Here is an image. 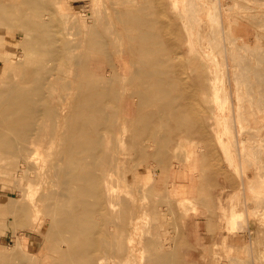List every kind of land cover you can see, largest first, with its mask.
I'll return each instance as SVG.
<instances>
[{"label": "rangeland", "instance_id": "374dc122", "mask_svg": "<svg viewBox=\"0 0 264 264\" xmlns=\"http://www.w3.org/2000/svg\"><path fill=\"white\" fill-rule=\"evenodd\" d=\"M221 1L219 8L217 0H0V80L18 78L19 70L28 66L36 68L34 77L45 83L47 76H61V91L73 95L71 80L77 73L101 78L107 71L117 81L109 78L104 83L116 84L120 77L112 71L114 62L127 77L118 82V96L106 101L117 126L105 138V149L118 161L106 173L102 190L110 191L109 198L116 204L114 219L123 220L117 231L111 227L112 241L116 243L115 235L133 239L138 251L126 255L115 247L107 264H160L156 253L169 254L165 264H264V89H260L264 82L259 83L253 72H247L249 76L241 72L246 62L250 67H264V59L259 61L260 55L254 53L259 54V48L264 54V0ZM213 3L220 10L212 9ZM129 7L153 21L142 29L152 33V54L166 65L160 73L155 71L157 77L152 75L154 83L152 76L149 81V76L134 75L140 69V53L131 33L135 26L123 25L126 15L122 12ZM91 22L98 25L101 37L116 43L103 50L90 49L87 67L82 68L71 55L85 53V47L67 51L66 43L75 45L91 37L86 31ZM239 29H246L249 36L242 37ZM120 47L125 60L116 64ZM129 49L137 54L130 55ZM237 53L245 58L239 60ZM12 56L21 61L19 67L4 61ZM243 76L246 82L251 80L248 85ZM162 78L172 81L171 85L161 84ZM22 80L27 86L34 84ZM138 87L151 96L149 101L143 103ZM42 153V157L48 155ZM51 160L39 174L31 172L35 180L39 175V189L40 184L48 191L60 185L50 170ZM19 164L16 153L0 145V264H70L65 253L71 243L46 229L52 199L39 202L37 217L24 196L10 207L22 193L18 186H26L27 177L23 182L16 177ZM249 175L257 176L262 186L260 192L253 191L254 200L253 195L248 198L256 208L247 219L244 179ZM254 184L250 183L251 190ZM184 197H190L185 204L181 203ZM129 204L134 208L131 214L125 213ZM229 207L242 211L237 214L238 224L230 222ZM24 208L29 209L23 216L26 221L20 218Z\"/></svg>", "mask_w": 264, "mask_h": 264}, {"label": "bare ground", "instance_id": "6f19581e", "mask_svg": "<svg viewBox=\"0 0 264 264\" xmlns=\"http://www.w3.org/2000/svg\"><path fill=\"white\" fill-rule=\"evenodd\" d=\"M217 1L218 3L215 6H219V8L220 6H223L221 0H217ZM212 2L216 3L215 0H212ZM214 3L212 5L213 7L212 9L216 8L214 7ZM133 9L135 10V8ZM137 9L140 10L141 8L138 7ZM146 9L144 8V10ZM126 10L127 8L125 9L124 12H122V14L124 13V16L126 15L125 21H127L125 22L123 19L124 21L123 25L124 28H127L128 25L135 26L133 28V32L131 31L129 32L134 34L133 38L137 42L136 49L140 53V56L138 57L140 69L137 72L135 70L136 73L134 75L136 74L143 75L144 78L149 76L148 78L150 81L151 78L155 79L157 77L156 75H153L155 71H158L160 73L161 70L163 69L162 65L166 66L165 61L161 59L158 60L159 58L156 59L152 54L153 50L151 45H152V40L154 38L153 35H151L152 33H149L146 27L142 29V27L152 24L153 21L151 18L141 16L139 14V11L138 13L132 10L130 11V7L128 11ZM115 12H118V10ZM142 14L144 16L147 15V13L144 14V12ZM220 18H222L221 19L222 21L220 20L221 27L224 33H226L225 30H227V25H225L224 23V16L221 15ZM125 23L127 24L126 27H125L126 25ZM90 24L91 26L88 27L86 31L92 33L91 37L85 38L87 36V33L85 32L86 36L84 37L85 39L81 41L82 43H78L75 45H72L71 43L68 42L66 43L67 51H74L75 49L79 48L81 45L85 47L84 48L86 51L85 53L80 54L79 56L76 57L73 54L71 55V57L76 59L75 61L76 65L82 68L87 67L86 65L87 56L89 54V51H91L90 49L99 48L103 50L105 49V46L114 45L116 43V40L114 39H104L103 37H101L100 35L101 31L95 22L94 23L91 22ZM135 29L136 31L134 32ZM228 32L231 33L232 31L228 30ZM154 41L156 42V40ZM13 46L10 48H13ZM119 46H123V44ZM223 47H225L224 48L225 50L228 49L226 45H224ZM258 49L257 51H260L259 54L258 52L257 53L254 52V53L256 54V57L260 55L257 58L260 61L264 59V56H262L264 54L263 52H261L260 49L259 50ZM128 51L130 55L132 54L133 56H135L137 54V53L135 54L132 53V49L131 51L130 49ZM123 52L124 49L120 47L119 55L116 56L117 57L116 64L119 62L122 63V61L125 60ZM236 55L237 58H240L239 60L245 58L243 55L242 57L238 53ZM226 56L228 57V55ZM247 57L246 59H248ZM4 61L8 64L10 63L13 64L16 67H19V65L22 64L21 61L16 60L14 56L5 57ZM238 62L241 61H237V63ZM246 63L248 64V62ZM246 63L244 66L240 64V66L242 65L241 66L242 70L241 69L239 70H241V72L242 71L245 72L246 74L247 72H253L255 74V77H257L258 82L259 81L264 82V67H259V66L250 67L249 65H246ZM121 67L117 68L114 62H112V71L116 72L117 75L120 77L119 80L120 82L118 81L119 84H121L125 80V78H127L126 76H123L122 74L119 73ZM34 69L36 70V68H30L26 66L19 70L18 78L10 77L9 79L0 80V84L3 85L2 88L0 89V139H1L0 145L1 147L11 149L14 152V154L16 153V156L19 158L20 164L16 170L17 175L15 174L18 181L23 182V179L27 177V181L25 183L26 186L25 187L18 186L19 187L18 191L22 193L18 194V196L17 195L15 196V199L17 200L11 202L10 207L11 208L15 207L16 202L21 198L20 196H24V198L25 197L27 199L29 198V200L31 201L30 208L36 210V211L33 210L35 211L33 212V215L37 217L40 211L39 202L52 199L53 201L49 203L48 206L46 229L49 232H51L53 235H55V237L57 236L62 237L64 239H67L71 243L72 245L71 250L69 251V253H65V257L69 259L70 264H107L108 263L107 258L115 247L124 249L126 255L127 252H131V254L136 255L137 253L136 251H138V247L134 244L133 239H129V238L123 239L121 236L115 235L114 237L116 243L112 241L111 236L112 233L114 232L111 231V227H114L113 228L114 231H117L118 226L120 228L122 227L123 220L117 223V220L114 219L115 218L114 205L116 204H114L113 200L109 198L111 192L110 191L104 192V190H102L103 189L102 181L106 179L107 177L106 173L111 169V167H113L114 165L116 166L117 165L116 162L118 161L115 160L116 157L114 156L113 153H109V151L105 149L106 146L105 138L109 137L108 133L110 131H113L114 128L117 126V123L113 122L112 120V116H114V114L109 111L108 109L109 104H107L106 101L112 100L118 96V91H116L117 89L116 87H118L119 85L118 82L116 84L112 83L111 85H107L106 83H104L106 79L107 80L109 78L111 79V77L108 76L107 71L104 72V75H101V78L91 77V76L85 77L84 76L85 74L83 75L77 73L75 76H73V79L71 80V82L75 83L74 84L75 92L72 95V94L63 93L61 91V87H62L61 76H57L54 79L51 78L49 79V76H47L45 83V80L43 81L40 78L34 77L35 75ZM243 72L242 75L245 74V73L243 74ZM161 74L158 77H161ZM165 74L164 76L167 75ZM152 75L156 77H153ZM238 76L240 78V74H237V77ZM239 78L238 79L236 78L237 81L239 80ZM243 78H245V76H243L241 79L245 81L246 79L244 80ZM22 79L33 82L34 83L33 86L31 85L27 86L26 84H24ZM154 79H153V83H154ZM166 80L167 79L163 80L162 78L160 80V83L171 85L172 81L168 80L166 82ZM111 81L115 82L117 80L111 79ZM178 81H180V79ZM249 82H251V80H249L248 82L245 81L247 85L249 84ZM161 84L160 86L162 87ZM138 88L139 89H137V94H141L143 103L149 101L151 96L149 94L142 93L144 91H141L140 87ZM260 89L263 90L264 87ZM249 90H251V87H249ZM34 92L40 94V97L37 98L34 97L33 94ZM167 100H165V102ZM260 101H261V97H260ZM263 102H264V98L261 104H263ZM131 112L132 109H130L129 113ZM131 115L126 116L123 114L125 118L133 119L134 115H132V117ZM66 122L67 124H65ZM132 132H134V130ZM134 141H136L135 143L138 142L137 139H134ZM42 152H46L45 155H47V153L48 155L42 157L41 156V154H43ZM50 157H53L54 160H51L52 161L51 169L50 168L49 169L54 172L55 176H57V179H59L60 181V183L58 182L60 185H58L57 180L55 182L51 180L53 182L52 185L57 184L58 187L60 186L61 188L58 189V187L56 186L57 187L56 189L58 190L55 189L48 191L47 188L46 190H42L41 187L42 184H40L41 180L39 181L40 184V189H39L37 180L39 177L38 175L39 171L40 170L43 171V169L46 168L45 162L48 159H50ZM3 158L5 159V157ZM101 168L102 170L104 169L102 172L99 171ZM32 171L38 172L37 180H35L36 179L35 174H33L34 178H32L33 177L31 173ZM123 171H124V167H123ZM258 180L259 179L257 176L255 177L252 175H249V178L246 177V179H244L245 192L249 191L250 189L251 193L250 192L249 193L250 195H253L252 196L253 200H254L253 191L256 192L261 191L262 185L259 184ZM251 182L255 183L254 186L257 183V185L254 187V190H251L253 186V185L250 186ZM38 189L42 190L40 193L41 196L39 195L40 198H37L38 195L36 191H38ZM248 198L249 195L248 197H245V204H247V207H248V201H250ZM189 200L190 197H184L183 199H181V203L185 204ZM127 206L128 207L125 213L131 214L134 208L130 204ZM255 208L256 207L254 206L252 207V209H248V208L247 209L249 210L248 212L255 215L254 212ZM37 209L39 210L37 211ZM247 209H245V212H243V214H245L246 218L248 219L249 215ZM228 210H230V214L227 213L230 215L229 216L230 222H232L233 224L235 223L238 224L239 220L237 214L241 215L242 211L237 212L232 207H229ZM27 214H29V209L24 208L20 212V218L23 219L24 218L23 216ZM98 217L99 218L103 217L104 218L103 221L102 222L98 221L97 220ZM226 246L227 247L229 246L228 243ZM99 253H103V254L98 256ZM155 257L157 260H159L160 264H165L164 261H166L169 258V254L156 253Z\"/></svg>", "mask_w": 264, "mask_h": 264}, {"label": "crops", "instance_id": "0c3cea01", "mask_svg": "<svg viewBox=\"0 0 264 264\" xmlns=\"http://www.w3.org/2000/svg\"><path fill=\"white\" fill-rule=\"evenodd\" d=\"M239 34L242 36V37H248L249 36V33H248V31L246 30V29H239ZM244 194H245V197H248V195H249V198H251L250 197V193H249V191H247V192H245V189H244ZM249 203H252V201H248V207H247V204H245L246 205V209L248 208V209H252V207H254L255 206V204H254V206L252 205V204H249ZM249 207H251V208H249ZM247 209V212L249 211ZM248 218L250 217V215H251V213L250 212H248Z\"/></svg>", "mask_w": 264, "mask_h": 264}]
</instances>
